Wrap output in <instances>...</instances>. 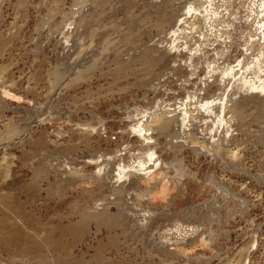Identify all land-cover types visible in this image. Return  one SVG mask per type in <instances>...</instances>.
Returning <instances> with one entry per match:
<instances>
[{
  "label": "rangeland",
  "instance_id": "1",
  "mask_svg": "<svg viewBox=\"0 0 264 264\" xmlns=\"http://www.w3.org/2000/svg\"><path fill=\"white\" fill-rule=\"evenodd\" d=\"M0 1V101L4 105H0V165L6 164L0 168V191L11 193V199L4 202V206L0 205V264H52L61 259L64 264H238L235 260L237 254L248 247V252L244 251L248 264H264V136L259 131L263 124L257 120L247 124V132H232L238 135L242 144L243 167L247 173L241 175L223 170L217 160L201 152L195 154L193 144L184 143L182 138L159 135L156 148L161 146L163 150L154 154V158L162 156L168 166L164 161L160 163L161 159H156L154 162L158 161L155 163L158 166L146 169L147 174L137 180V185L152 187L153 191L141 200L140 204L144 206L135 209L151 207L155 218L151 217V222H147L151 224L149 232L135 230V239L130 232L127 234L132 225L134 229L139 217V214L134 217L135 211L131 206L122 205L119 209L120 204L119 207L115 203L109 204L112 215L116 210L118 215H115H124L121 217L124 219L134 214L132 217L136 221L128 218L125 220L128 224L117 216L104 223L108 227L86 218L85 213L94 201L98 204L112 201L113 196H107L108 185L99 186L85 181L70 185L66 179L70 168L83 169L84 174H88L96 169V162L110 159L114 151L117 155L121 154L120 151L124 155L135 145L126 140L135 136L133 132L127 134L131 129L129 124L136 120L145 121L146 115L154 110L197 109L199 105L195 107L193 104L197 99L207 97L210 101L226 91L229 94L238 92L231 95L232 99L244 96L239 85L243 72L250 71L249 67L253 66L250 62L242 68L245 56L251 54L249 45L251 42H264V38H260L264 36V23L259 21L264 17V0H126V5L125 0H121L118 3L124 4L115 3L111 8L105 3L96 12L99 16L105 9L107 14L103 11L101 18L95 17L99 19L97 23L102 22L104 27H100L94 36L93 43L99 46L93 50L100 48L105 39L108 44L112 43L110 48L107 46L110 50L101 55L98 62L102 61V64L98 63L97 69H89L91 71L74 82L71 80L74 70L82 64L81 59L75 57L77 47L78 51L82 48V40L81 35L68 36L72 27L66 15L71 17L79 0H47L42 5V0H28L26 9L20 4L22 0ZM38 5L36 10L34 6ZM49 5L53 10L57 7L55 12ZM188 8L191 10L187 14ZM164 11L172 12L162 24L155 25L157 15ZM193 16H197L196 19ZM191 21L193 23H189ZM127 34L129 36H125ZM87 42L88 45L90 42ZM164 50L167 53L163 60L153 67L154 63H150L148 68V59ZM168 54L178 56L170 59ZM197 55L201 56L198 60ZM252 59L255 60L256 56ZM203 60L206 62L202 63ZM198 61L201 63H196ZM123 62L127 63L126 66ZM60 63L62 67L58 73H61V79H56V68ZM141 65L146 68L145 72ZM215 67L219 68L213 70ZM226 67L231 71L223 78L231 80L226 87L217 83L220 85L218 90L216 79L221 78L217 73ZM118 69L121 70L118 72ZM250 77L247 74V78ZM207 84H211L209 91L203 89ZM183 103L187 106H182ZM218 103L219 100L212 102L214 105ZM197 120L193 121L194 124L201 121ZM84 128L90 132L88 140L79 138L76 131ZM153 140L146 141L154 143ZM131 148L129 152L135 153ZM179 169L185 173L180 187L171 180L175 170ZM136 170L135 166L127 170L121 179L124 186L136 181V174L132 173ZM255 175L258 176L257 182ZM212 177L218 181L222 179L220 181L228 187V192H235L234 201L224 191L223 196L207 183ZM130 187L126 193L130 192ZM90 198L96 199L90 203ZM239 200L243 202L239 203ZM86 202L87 207L84 206ZM113 220L117 224H113ZM176 222L195 226L199 229L198 236L187 238L185 244L169 243L166 248L172 252L155 250L150 244L152 240L161 235L163 228H171ZM82 228L81 238H76ZM210 230L218 235L208 242L206 237ZM41 240L45 241L42 245L38 243Z\"/></svg>",
  "mask_w": 264,
  "mask_h": 264
},
{
  "label": "bare ground",
  "instance_id": "2",
  "mask_svg": "<svg viewBox=\"0 0 264 264\" xmlns=\"http://www.w3.org/2000/svg\"><path fill=\"white\" fill-rule=\"evenodd\" d=\"M50 1V0H48ZM47 0H42V4H46L48 2ZM54 1V0H53ZM52 1V2H53ZM58 1V0H57ZM119 1L121 0H79V3H78V7L75 8V10L72 11L71 13V17L70 14L67 16L66 14V18H69L70 22L68 23L69 26L72 27V29L69 30V34L68 36L69 37H79V35H81V40H82V48H80V50L78 51L79 49V46L77 47V56L75 55V57H78L81 59V62L82 64L79 65V69L75 68L74 70V78H70L72 81L74 80H77L78 78H82V76L84 75L85 76V72L87 71H93L95 69H97V66L99 67V65H97L99 62L100 59H102V54L104 53L105 51V54H106V51L107 49L110 48L111 46V42L110 44H108V40L105 39L103 42H102V46L100 45V48L96 49V50H93L95 49L96 47V43L94 44L93 41H94V36L95 34L98 32V30H101L102 27H104V24L101 23V26H100V23H97V21L99 19H95L96 16V12L98 13V9L99 7L103 4H108V6H110L111 8V5L113 7V4L114 6L116 5L115 3H118ZM253 1V0H252ZM259 1V0H258ZM1 2V1H0ZM50 2V3H52ZM56 2V1H54ZM123 2V0L121 1ZM28 0H22V2L20 4L24 5V8L26 6H28ZM49 3V4H50ZM59 3V2H58ZM57 3V4H58ZM203 3V2H201ZM263 3V2H262ZM94 4V6L92 5ZM110 4V5H109ZM122 5L124 3H118V5ZM157 4V3H156ZM48 5V4H47ZM51 5V4H50ZM49 5V6H50ZM61 5H63L61 3ZM93 6V7H90ZM126 5V0H125V4ZM187 5H191L190 3H188ZM231 5V4H230ZM253 5V4H252ZM255 5V4H254ZM260 5V4H259ZM48 6V7H49ZM53 3H52V7H53ZM57 6V5H56ZM64 6V5H63ZM233 6V5H232ZM239 6V5H238ZM240 6H241V3H240ZM262 6V4L260 5ZM55 7V6H54ZM53 7V8H54ZM82 7V9H81ZM235 7V5L233 6ZM255 7V6H254ZM253 7V8H254ZM258 7V6H257ZM264 7V5H263ZM20 8V7H19ZM18 8V9H19ZM34 8L36 10L39 9V5L36 7L34 6ZM60 8V7H59ZM106 8V7H105ZM120 8V7H118ZM190 8V7H189ZM187 9L186 13L188 14V12L191 10V9ZM230 8V7H229ZM250 8V7H249ZM26 9V8H25ZM47 9V8H46ZM57 9V7L55 8V10ZM63 9V8H62ZM102 9V8H100ZM107 9V8H106ZM115 9V8H113ZM153 9V8H152ZM262 9V8H261ZM23 10V9H22ZM48 10V9H47ZM50 10H53L51 9V6H50ZM55 10H53L55 12ZM59 10V9H58ZM127 10H129V7H127ZM52 11V12H53ZM61 11V10H60ZM59 11V12H60ZM102 11V10H101ZM104 11V14H105V9H103ZM102 11V13H103ZM114 11V10H113ZM208 11V10H207ZM258 11V10H257ZM260 11V10H259ZM263 11V10H262ZM63 12V11H62ZM172 11H170L171 13ZM17 13V12H16ZM23 13V11H22ZM39 13V11L37 12ZM51 13V11L49 12V14ZM58 13V12H57ZM64 13V12H63ZM99 13H100V10H99ZM99 14L100 15H102ZM170 13L164 11L163 14H158L156 19H155V25H157L159 22L160 24H162L165 20V18H167ZM48 14V13H47ZM52 14V13H51ZM103 14V15H104ZM107 14V13H106ZM105 14V15H106ZM26 15V13H25ZM54 15V14H53ZM59 15V14H58ZM110 15V14H109ZM55 16V15H54ZM98 18H101L99 17ZM229 16V15H228ZM133 17V16H132ZM194 17V16H193ZM197 16L194 17V19H196ZM258 17V16H257ZM46 18V17H45ZM52 18V16H51ZM125 18V16H124ZM131 18V17H130ZM95 20V22H93ZM101 20V19H100ZM170 20V19H169ZM102 21V20H101ZM219 21V20H218ZM261 23H264V17L261 18L259 20ZM258 21V22H259ZM189 23H193L192 21L189 22ZM54 24V23H53ZM99 24V25H98ZM195 24V23H194ZM197 24V23H196ZM103 25V26H102ZM112 25V24H111ZM119 25V24H118ZM152 25V24H151ZM114 26V23L113 25ZM126 26H128L126 24ZM161 26V25H160ZM158 26V27H160ZM192 26V25H191ZM197 26V25H195ZM194 26V27H195ZM260 26V25H259ZM101 27V29H100ZM109 27V26H108ZM118 26H115V28H117ZM125 26H123L124 28ZM133 27V26H131ZM130 27V28H131ZM200 28L202 27V23L201 25L199 26ZM129 28V29H130ZM161 28V27H160ZM163 28V27H162ZM195 28H198L195 27ZM194 28V29H195ZM257 28V27H256ZM259 28V27H258ZM67 29V28H66ZM107 29V28H106ZM122 29V28H121ZM132 29V28H131ZM130 29V30H131ZM235 29H237V26H235ZM38 30V29H37ZM60 30V29H59ZM126 30V29H125ZM197 30V29H196ZM195 30V31H196ZM104 31V29H103ZM101 32V31H100ZM108 32V31H107ZM119 32V31H118ZM123 32V31H122ZM128 32V31H126ZM133 32V31H132ZM259 32V31H258ZM117 33V32H116ZM83 34V35H82ZM103 34V33H102ZM128 34H130V31L128 32ZM125 35V36H129V35ZM115 35V34H114ZM119 35V34H118ZM122 35V34H121ZM132 35V34H131ZM130 35V36H131ZM253 35V34H251ZM124 36V37H125ZM133 36V35H132ZM68 37V38H69ZM123 37V38H124ZM12 38V37H11ZM107 38V37H106ZM115 38V37H114ZM117 38V37H116ZM115 38V40H116ZM132 38V37H131ZM260 38H264V36H261ZM7 39V38H6ZM67 38H65L66 40ZM93 39V40H92ZM98 39V38H97ZM109 39V38H108ZM121 39V38H120ZM128 39V37H127ZM64 40V38H63ZM76 40V39H75ZM74 40V41H75ZM87 40L90 42L88 45L86 44ZM118 40H119V36H118ZM123 40V39H122ZM4 41V39H3ZM9 41V39H8ZM110 41H112V39L110 38ZM95 42V41H94ZM98 42V41H97ZM114 42V40L112 41ZM125 42V41H124ZM130 42V41H129ZM65 43V42H64ZM88 43V42H87ZM136 43V42H135ZM73 44V43H72ZM76 44V43H75ZM94 44V46H93ZM100 44V43H99ZM122 44V43H121ZM172 44V43H171ZM64 45V44H63ZM109 45V48H107V46ZM173 45V44H172ZM264 45V42L262 44H260L259 42H251V44L249 45V48L252 49L251 50V54L250 56L247 55L245 56V61H244V66H242V68H246L250 62L253 63V66L252 67H249L250 71H247V72H243V76L244 77H241L242 79V83L241 85H239V87L242 89V94L244 96H241L240 94V97L239 98H235V99H232L231 98V95L234 94H237L238 92L234 91L232 93H227L224 92L219 98H217L216 96L215 97H212V99L209 101L207 99V97H201L199 99L196 100V102H194L193 104H195V107H196V104L199 105V107L196 109H192V108H181V109H174V110H157V111H153L152 113H148V115H146V119L145 121H142V122H139L140 120H136L134 124H129L130 125V130L127 131V134L129 133V135L133 132L135 133L134 137L129 139L127 138V142H130L135 144L131 149H133L135 153H130L129 149H127L126 153L124 155H122V152L120 151L121 154L117 155L118 153H116V151L113 152V156L110 158V159H104L103 161H101L100 163L103 165H100L101 168L98 167V165L100 163H97L96 161V164L94 167H96V169H94L93 171L89 172L88 174H84V170L83 169H73V168H70L68 172L69 175L66 177L67 180H69V184L71 185L72 184H76L77 183L79 184L81 181H85V182H88V183H94V184H99V186L102 185H108V189H109V192L107 194V196L109 195L110 196H113V199L112 201L111 200H108L107 202H104L103 204L102 203H95V199H91L90 198V201L88 202H92L94 201V204H91L89 207H88V211L86 209V218L88 217L89 219H94L96 222H97V225H101L103 224L104 226H107V222H110L109 220L112 218V216H117L118 214L116 213L117 210L114 212V214L112 215V213H110V210H109V206L111 205L110 203H115L117 204L119 207V204L121 205L119 207V209L121 207H123L124 205H127V206H131L135 212H133L132 210H130V208L128 209V207H126L128 210L132 211L133 213H135L134 217L136 216V214L139 216H137V221L134 220L130 214H128V216H131V218L136 221L134 223V229H132L131 227H133V225L130 227L132 231H130V228L129 231H127V234L128 232L131 233V235H133V238H134V232H142L145 233V231L148 230V228H150L151 224L149 225V222L151 217L154 219L155 217H153L154 214L153 213V209L150 207H143L144 209H139V210H136L135 207H139V208H142L141 206H144V205H141L140 203L141 200L144 198V197H147L148 195H150L152 193V187H146V188H143V187H140V183L137 185V180H141V178L144 177L145 174H147L146 172V169L150 168L152 169V167L155 168V166H158V165H155V163H158L157 162H154L156 159H161L162 156H159L157 158H154V154L158 153V151L160 150H163L162 147L160 146L158 149L156 148V144H159V141H158V136L159 135H165V136H168L170 135L171 137L173 136H177V138H182L184 140V143H189V144H193V147H192V150L195 154H198V153H202L204 156H207L208 158L211 157L212 159L214 160H217L216 162H218L217 164L219 166H221V168H223V170H228L230 172H234L237 173V174H245L247 173V170L246 168L243 167V149L240 148L242 147L241 143L239 142V137L238 135H234L232 134V132L234 130L236 131H241V132H247V124L250 123V122H253V121H258V123H262L264 125V75H261L262 73L261 72H264V47H262ZM99 46V45H98ZM97 46V47H98ZM37 47V46H36ZM71 47V46H70ZM96 47V48H97ZM126 47V46H125ZM124 47V48H125ZM68 48V47H67ZM71 49V48H70ZM101 49V50H100ZM129 49V48H128ZM136 49V48H135ZM172 49V48H171ZM110 50V49H109ZM113 50V49H112ZM74 51V50H73ZM200 51V50H199ZM74 53V52H73ZM117 53V52H116ZM167 53L166 50H164L163 52H160L158 53L157 56L155 57H152L150 59H148L149 61V66L148 68L150 67V65L152 63H154L152 65V67L158 62H160L161 60H163V58L165 57L164 54ZM38 54V53H37ZM104 55V54H103ZM145 55V54H144ZM144 55H142L144 57ZM101 56V58H100ZM121 56V55H120ZM129 56V55H128ZM141 56V59H143ZM178 55L176 54H168L167 55V58H172L174 59L175 57H177ZM189 57L191 55H188ZM187 56V57H188ZM193 56V55H192ZM198 56V55H197ZM256 56V59L253 60L252 58ZM61 57V56H60ZM186 57V58H187ZM201 57V56H200ZM199 56L197 57L196 60H198L200 58ZM137 58V57H136ZM145 58V57H144ZM191 58V57H190ZM72 59V58H71ZM117 59V58H116ZM115 59V60H116ZM120 59V57H119ZM184 59V58H183ZM189 59V58H188ZM202 59V58H201ZM63 60V59H62ZM70 60V59H69ZM114 60V61H115ZM144 60V59H143ZM142 60V62H143ZM147 60V59H146ZM144 60V61H146ZM191 60V59H189ZM188 60V62H189ZM64 61V60H63ZM62 61V62H63ZM147 61V62H148ZM187 61V60H186ZM192 61V60H191ZM78 62V61H77ZM125 62H128V61H125ZM195 62V61H194ZM203 62H206L205 60L202 61ZM74 63V62H73ZM72 63V64H73ZM87 65H86V64ZM89 63V64H88ZM120 64V62H117L116 64ZM151 63V64H150ZM196 63H201V61H198ZM61 64V63H60ZM64 64V63H63ZM71 64V62H70ZM99 64H102V61L101 63ZM124 64V62H123ZM127 64V63H126ZM126 64H124L126 66ZM142 64V63H141ZM146 64V63H145ZM59 65V64H58ZM57 65V67H58ZM77 65V64H76ZM122 65V64H121ZM123 65V66H124ZM143 65V64H142ZM143 67V71L146 69ZM190 66V64H188ZM187 65V66H188ZM194 65V64H192ZM243 65V64H242ZM64 66V65H63ZM101 66V65H100ZM122 66V68H123ZM124 66V67H125ZM146 66V67H147ZM62 67V64L60 65L59 68H56L58 71L56 73L59 72V69ZM66 67V66H65ZM73 67V66H72ZM77 67V66H76ZM94 67V69H93ZM118 68V66H116ZM115 67V69H117ZM71 68V67H70ZM119 68L120 65H119ZM133 68V67H132ZM138 68V67H137ZM147 68V69H148ZM211 68V67H210ZM216 68H219V67H215L213 70H216ZM53 69V68H52ZM64 69V68H63ZM72 69V68H71ZM91 69V70H89ZM129 69V68H128ZM228 69V71H227ZM68 71V69H66ZM73 70V69H72ZM121 70V69H120ZM118 69V72L120 71ZM138 70V69H137ZM212 70V71H213ZM54 71V70H53ZM52 71V72H53ZM142 71V70H141ZM142 71V72H143ZM231 71V68L230 67H226L222 70H220L221 73H217V76L219 75V77L221 78L220 80H217L216 79V88L218 90H220V85L219 84H223L224 87L228 86L229 82L231 79H224L223 76H226V75H229ZM3 72V71H2ZM73 72V71H71ZM110 72V71H109ZM112 72V70H111ZM116 72V73H118ZM124 72V71H123ZM145 72V71H144ZM149 72V71H148ZM151 72V71H150ZM1 73V72H0ZM66 73V72H65ZM63 73V74H65ZM68 73V72H67ZM103 73V72H102ZM130 73V72H129ZM191 73V72H190ZM193 73V72H192ZM5 74V73H2V75ZM49 74H52L51 72ZM61 74V73H60ZM59 73L57 74L58 77L57 78H60L61 79V75ZM89 74V73H88ZM149 74V73H148ZM247 74H249V76H251L249 79L247 78ZM60 75V76H59ZM71 75V74H70ZM1 76V75H0ZM55 76V74L53 75ZM63 76V75H62ZM66 76V75H65ZM63 76V77H65ZM52 77V76H51ZM71 77V76H70ZM88 77V76H87ZM1 78V77H0ZM66 78V77H65ZM64 78V79H65ZM229 78V77H228ZM246 78V79H245ZM55 79V78H54ZM3 80V79H1ZM59 80V79H58ZM63 80V79H62ZM61 80V81H62ZM64 81V80H63ZM73 81V82H74ZM260 81V82H259ZM3 82V81H2ZM60 82V80H59ZM70 83V82H69ZM72 83V82H71ZM219 83V84H217ZM1 84V83H0ZM6 84V83H5ZM9 84V83H8ZM3 85V84H2ZM210 85L211 84H207L205 85V88H203L205 91H209L210 90ZM1 86V85H0ZM235 86V85H234ZM237 87V86H235ZM236 90V88H234ZM254 90V91H252ZM256 90V91H255ZM225 91V90H223ZM236 92V93H235ZM241 93V92H240ZM4 94V92H3ZM215 100H219V103L218 104H212L213 101ZM6 104V103H4ZM191 104V105H193ZM0 105L1 107L4 106L2 101H0ZM182 106H185L186 104L183 103L181 104ZM190 105V103H189ZM187 106V105H186ZM156 109V108H155ZM2 110V109H1ZM196 111V112H195ZM157 112V113H156ZM195 112V113H194ZM198 112H200L198 114ZM198 116H197V115ZM199 117V118H198ZM200 119L201 123L198 122L196 124H194V120L196 119L197 120ZM197 120V121H198ZM203 120H206L205 122H203ZM208 120V122H207ZM196 122V121H195ZM139 123H142V124H139ZM223 125H224V128H223ZM261 125L262 127H260L259 131H261L260 133L263 134L264 136V126ZM10 126V125H9ZM12 126L14 127V125L12 124ZM251 126V125H250ZM177 127V128H176ZM15 128V127H14ZM13 128V129H14ZM93 128V127H92ZM201 128V129H200ZM223 128V129H222ZM241 128H244V129H241ZM10 129V128H9ZM17 129V128H16ZM19 129V128H18ZM86 128L83 129H77L76 131L78 132V136L79 138H85L86 140L89 139V136H90V132L87 131V129L85 130ZM200 129V130H199ZM250 129V128H249ZM20 130V129H19ZM75 131V133H76ZM144 131V133L142 132ZM148 131L150 132L148 134ZM10 132V131H9ZM21 132V131H20ZM24 132V131H23ZM11 133V132H10ZM29 133V132H28ZM32 133V132H31ZM74 133V134H75ZM238 133V132H237ZM259 133V134H260ZM1 134V133H0ZM251 134V133H250ZM226 136V137H224ZM258 136V135H257ZM262 136V135H261ZM262 136V137H263ZM161 137V136H159ZM8 138V137H6ZM5 138V139H6ZM264 138V137H263ZM81 139V140H82ZM84 139V140H85ZM148 139H154V143H149L147 142ZM85 140V141H86ZM125 140V141H126ZM147 140V141H146ZM264 140V139H263ZM83 141V140H82ZM171 141V140H170ZM241 141V140H240ZM152 142V141H151ZM184 143H181V145ZM167 144V143H166ZM169 144V143H168ZM131 145V144H130ZM170 147V146H169ZM178 147V146H177ZM136 149V151H135ZM125 150V149H124ZM123 150V151H124ZM118 152V151H117ZM125 152V151H124ZM161 152V151H160ZM5 156V155H4ZM3 156V157H4ZM100 157V156H99ZM98 157V158H99ZM156 157V156H155ZM5 158V157H4ZM4 161L7 160V157L6 159H4ZM95 158V156H94ZM91 159V158H90ZM213 160V161H214ZM117 161V162H116ZM164 159L162 158L159 162H163ZM152 162V165H149V163ZM165 164H167L168 166V162L166 163V161H164ZM84 164V163H83ZM154 164V165H153ZM3 165V164H2ZM0 165L1 167L0 168H4V166H6V164L4 166ZM116 165V166H115ZM74 166V165H73ZM136 167L137 170L133 173V175H135V179H136V183H134V181L132 180V183L128 185L127 183V186L130 187V185H132L130 188V191L129 193H126V190L128 187L124 186L123 183H121V179L123 177L126 176V173H127V170L128 169H133V167ZM65 170H68L67 168ZM102 171V173H101ZM184 170L182 169H179V170H175V173H173V176L171 177V180L176 184V185H179L180 187V183L182 181L181 177L185 174L183 172ZM186 171V170H185ZM115 172V173H114ZM229 172V173H230ZM112 173H114L113 175H111ZM131 173V172H130ZM189 173H187L188 175ZM196 174V173H195ZM231 174V173H230ZM233 174V173H232ZM250 175V173H249ZM214 176V174H213ZM255 177V182H257L258 176H254ZM259 177H262L261 175H259ZM189 178V177H188ZM195 178V177H194ZM215 178H217L215 176ZM215 178H211L207 181V183H209L212 187H214L216 190H218L217 192H221L222 194V191H224L228 196L229 198H233L236 194L235 192H228V187L225 186L223 184V182H221L220 179L219 181L216 180ZM263 178V177H262ZM261 178V180H262ZM129 179V178H128ZM191 179V178H190ZM205 179V178H204ZM207 179V178H206ZM264 179V178H263ZM113 180H115V182H113ZM184 180V179H183ZM260 180V179H259ZM189 181V180H188ZM197 181V180H196ZM201 181V180H200ZM131 182V181H130ZM206 182V181H205ZM260 182V181H259ZM262 182V181H261ZM260 182V183H261ZM66 183V182H65ZM173 183V184H174ZM264 183V182H263ZM68 184V182H67ZM68 184V185H69ZM74 186V185H73ZM98 186V187H99ZM157 186V185H156ZM183 186V185H182ZM208 186V185H207ZM177 187V186H176ZM205 187V186H204ZM105 188H107V186H105ZM156 188V187H155ZM212 189V188H210ZM88 191V190H87ZM86 191V192H87ZM127 191V192H128ZM83 192V191H82ZM85 192V193H86ZM100 191H98L99 193ZM107 193V190L106 192ZM11 194V193H10ZM7 192H1L0 191V205L2 204L4 206V202H6L8 199L10 200L11 199V195ZM88 194V193H87ZM97 194V193H96ZM102 194V193H101ZM224 194V193H223ZM222 194V195H223ZM83 195V194H82ZM81 195V196H82ZM93 194H91L92 196ZM106 195V194H104ZM104 195H103V198H104ZM217 195V193H216ZM238 195V194H237ZM90 196V197H91ZM102 196V195H101ZM100 196V197H101ZM219 196V195H218ZM224 196V195H223ZM222 196V197H223ZM239 196V195H238ZM237 196V197H238ZM241 196V195H240ZM108 197V199H109ZM221 197V198H222ZM226 197V196H225ZM99 199V198H97ZM106 199V198H105ZM105 199L103 201H105ZM234 199V198H233ZM232 199V200H233ZM237 199V198H236ZM243 199V198H242ZM92 200V201H91ZM101 200V199H100ZM229 200V199H228ZM246 200V199H245ZM87 201V200H85ZM234 201V200H233ZM238 201V200H237ZM243 202V200H241ZM239 200V203L241 202ZM236 202V201H235ZM247 202V201H245ZM244 202V204H245ZM144 204H146L147 202H144ZM237 203V202H236ZM86 204H88L87 202L85 203L84 206H86ZM110 204V205H109ZM83 204H81L82 206ZM123 205V206H122ZM87 207V206H86ZM85 207V208H86ZM116 207V206H115ZM125 207V206H124ZM82 208V207H81ZM84 209V208H83ZM118 209V208H117ZM125 209V208H124ZM123 209V210H124ZM126 210V209H125ZM80 211V210H79ZM82 211V210H81ZM80 211V212H81ZM121 211V212H120ZM127 211V210H126ZM125 211V212H126ZM83 212V211H82ZM120 213H122V210H119ZM119 213V214H120ZM144 213H147L148 215L145 216ZM155 213V212H154ZM157 215L159 214L158 212H156ZM117 214V215H115ZM83 215V214H82ZM162 215V213H161ZM124 216V215H123ZM121 216V217H123ZM127 216V215H126ZM156 216V215H155ZM85 217V216H84ZM118 217V216H117ZM116 217V219H117ZM121 217H118L119 219ZM83 218V217H82ZM87 218V219H88ZM115 218V217H114ZM129 217H125L124 218H121L122 220H128ZM129 218V219H131ZM85 219V218H84ZM118 220V219H117ZM79 221H82V220H79ZM84 221V220H83ZM112 221V219H111ZM119 221V220H118ZM121 221V220H120ZM131 221V220H129ZM140 221V223H139ZM87 222V220H86ZM85 222V224H86ZM127 223V221H125ZM151 222V221H150ZM81 223V222H80ZM106 223V224H104ZM123 223V222H122ZM125 223V224H126ZM130 223V222H129ZM84 224V223H83ZM113 224H117V222L114 223V220H113ZM121 224V223H120ZM128 224V223H127ZM126 224V225H127ZM131 224V223H130ZM96 225V226H97ZM102 225V226H103ZM109 225V224H108ZM123 227H125L124 224H122ZM122 225H119V226H122ZM81 226V225H80ZM114 226V225H113ZM150 226V227H149ZM108 227V226H107ZM115 227V226H114ZM98 228V227H97ZM110 228V227H109ZM112 228V227H111ZM110 228V229H111ZM117 228V227H116ZM127 228V227H126ZM196 228L195 226H184V225H181L179 222H176L174 223V225L171 227V228H163L162 232L159 233L161 235H159L158 237H156L154 240H152V243H150L153 248L157 251H168V252H172L170 250H168L166 248V246L171 243V244H178L181 242H184V241H187V238L191 239V237H196L198 236L197 235V232L199 231V229H194ZM122 229V228H121ZM80 230V228H79ZM82 230L83 228L81 229V231L77 234L76 232H74L75 237H79L81 238V233H82ZM136 230V231H135ZM99 231V230H97ZM124 228H123V234L126 233V231L124 232ZM201 231V230H200ZM141 232V233H142ZM129 233V234H130ZM199 233V232H198ZM84 234V233H83ZM83 234H82V237H83ZM139 234V233H138ZM147 234V233H146ZM207 234V233H206ZM101 235V234H100ZM142 235V234H141ZM144 235V234H143ZM216 235L217 232H216ZM215 233H214V230H210L207 234V239H208V242L209 240L212 241L214 238H215ZM128 237V235H126ZM130 236V235H129ZM137 236V235H136ZM140 236V235H139ZM147 236V235H146ZM145 236V237H146ZM206 236V235H205ZM74 237V238H75ZM76 237V238H77ZM217 237V236H216ZM75 238V239H76ZM113 238V237H112ZM118 238V237H117ZM132 238V237H131ZM137 238V237H136ZM141 239V237H139ZM138 238V239H139ZM147 238V237H146ZM135 239V238H134ZM139 239V240H140ZM144 239V238H143ZM193 239V238H192ZM82 240V239H81ZM137 240V239H136ZM142 240V239H141ZM206 240V239H205ZM109 241V240H108ZM107 241V243H109ZM143 242H145L144 240H142ZM141 241V242H142ZM207 241V240H206ZM253 241V240H252ZM43 240L39 241L38 243L39 244H43ZM115 242V239L114 241ZM148 242V241H147ZM145 242V243H147ZM214 242V241H213ZM252 243V242H251ZM254 243V242H253ZM101 244V243H100ZM106 244V243H105ZM111 244V242H110ZM149 244V242H148ZM185 244V242H184ZM47 245V243H46ZM144 245V244H143ZM142 245V246H143ZM146 245V244H145ZM108 246V245H106ZM148 246V245H147ZM103 247V245L101 246ZM99 248V247H98ZM250 247L246 248L245 250H247L248 252V249ZM101 249V248H100ZM152 249V248H151ZM153 249V250H154ZM245 250H241L236 256L237 258H235V260L237 261L238 264H248V260L247 259V256L245 255L244 251ZM246 252V251H245ZM165 253V252H164ZM155 254V253H154ZM159 254V252H158ZM166 254V253H165ZM174 254V253H173ZM244 257V258H243ZM63 258V257H62ZM162 258V257H161ZM174 258V257H173ZM243 258V259H242ZM27 259V258H26ZM123 259V258H122ZM165 259V258H164ZM169 259V258H168ZM177 259V258H175ZM62 260V259H61ZM60 260V261H61ZM241 260V262H240ZM34 261V260H33ZM48 261V260H47ZM53 261V260H52ZM58 260H56L55 262H53L52 264H64L62 262H60ZM67 261V260H66ZM72 261V259H71ZM77 261V260H75ZM98 261V260H97ZM32 262V260H31ZM41 262V261H40ZM65 262V261H64ZM112 262V261H111ZM114 262V261H113ZM240 262V263H239ZM19 263V262H18ZM37 263V262H36ZM35 263V264H36ZM46 263V262H45ZM72 263V262H71ZM98 263V262H97ZM100 263V261H99ZM230 262H228L227 264H229ZM31 264V263H30ZM40 264V263H39ZM44 264V263H43ZM47 264V263H46ZM70 264V263H69ZM79 264V263H78ZM209 264V263H208ZM226 264V263H224ZM233 264H236L233 263Z\"/></svg>",
  "mask_w": 264,
  "mask_h": 264
}]
</instances>
